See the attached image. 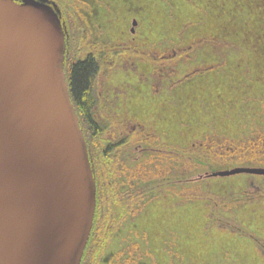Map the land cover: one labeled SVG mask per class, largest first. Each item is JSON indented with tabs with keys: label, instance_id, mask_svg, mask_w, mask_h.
I'll list each match as a JSON object with an SVG mask.
<instances>
[{
	"label": "rangeland",
	"instance_id": "rangeland-1",
	"mask_svg": "<svg viewBox=\"0 0 264 264\" xmlns=\"http://www.w3.org/2000/svg\"><path fill=\"white\" fill-rule=\"evenodd\" d=\"M74 1V19L57 7L65 30L73 20L81 36L74 46L86 39L90 48L121 50L114 68L98 74V115L146 143L106 161L102 245L92 264H112L132 245L136 264H264V177L198 181L244 165L215 151L199 168L187 156L168 158L202 142L229 151L264 134V0ZM138 166L149 171L139 186L152 196L142 208L124 172ZM177 175L187 177L176 183L187 194L198 184L199 198L156 195L162 177Z\"/></svg>",
	"mask_w": 264,
	"mask_h": 264
},
{
	"label": "water",
	"instance_id": "water-1",
	"mask_svg": "<svg viewBox=\"0 0 264 264\" xmlns=\"http://www.w3.org/2000/svg\"><path fill=\"white\" fill-rule=\"evenodd\" d=\"M20 1L0 0V264H79L95 188L63 72L60 14L47 0ZM241 174L264 177V168L203 178Z\"/></svg>",
	"mask_w": 264,
	"mask_h": 264
},
{
	"label": "trees",
	"instance_id": "trees-1",
	"mask_svg": "<svg viewBox=\"0 0 264 264\" xmlns=\"http://www.w3.org/2000/svg\"><path fill=\"white\" fill-rule=\"evenodd\" d=\"M56 4V6H62L61 12L67 15L69 14L73 19V11H78L77 1L74 0H50ZM75 2V6L72 4ZM78 4V3H77ZM72 6V8H71ZM71 8V10H70ZM61 15V14H60ZM64 19L61 17V21ZM66 30L63 26L64 31V61L63 71L65 74L67 90L69 94L70 102L74 108L75 114L77 115L80 129L83 133L89 164L91 166L94 187H95V210L92 222V228L82 253V257L79 264H92L93 258L97 251H100L98 245L100 243L99 237H101V224L99 218V211L105 198V188H107V182L110 177L105 179L106 161L109 159L110 154L117 153L120 149L125 148L128 145L135 143H145V139H138L135 134L124 135V132L118 130L115 124L110 120H106L97 113L98 108V93H97V79L98 74L106 68L105 71H111L117 60L121 57V50L105 51L104 47L98 45L97 47H91L86 45L85 40L79 42L78 48L74 46V41L80 38V34L77 33L75 24L65 20ZM72 29L68 30V25ZM75 32V33H74ZM72 41V42H71ZM84 42V44H83ZM104 48V49H103ZM154 140H151L153 143ZM229 146L232 141H224ZM154 148V145L150 146ZM229 151L226 150L224 145L219 147H210L207 142H202L201 145H192L187 148L184 154L178 156L173 154L168 157L174 162H181L184 156H187L186 160L190 164V167H201L203 166V159L210 158L215 153L216 156L222 160H226L227 156L232 154L236 156V162L238 165H244L243 167H256L264 165V134H259L254 140L244 142L238 146L232 147ZM158 149H162V145H159ZM228 149V148H227ZM227 152V153H225ZM229 152V153H228ZM183 162V165H184ZM174 166V163H173ZM127 173L126 180L129 182L128 188L132 192L130 200L133 203L141 204L142 208L146 203L151 200V195H147L146 191L139 184L147 183L149 174L145 168L138 166L132 170H124ZM162 173V172H161ZM191 175V174H190ZM183 178H187L181 175H177L175 178L166 177L161 178V187H159L157 196H171L173 199H178L181 204H185L188 201L199 198V195L194 192L197 183L189 184L190 191L187 194L184 192L187 188L184 186L180 187L176 184ZM200 181V180H198ZM136 186L138 188L135 190ZM193 190V192H192ZM192 192V193H191ZM104 223V221H103ZM104 236V235H103ZM105 239V238H104ZM136 249L135 245L131 248H126V255L123 252L122 257L115 258L112 264H136V260L133 257V251Z\"/></svg>",
	"mask_w": 264,
	"mask_h": 264
},
{
	"label": "flooded vegetation",
	"instance_id": "flooded-vegetation-1",
	"mask_svg": "<svg viewBox=\"0 0 264 264\" xmlns=\"http://www.w3.org/2000/svg\"><path fill=\"white\" fill-rule=\"evenodd\" d=\"M48 2H51L50 0H47ZM15 3L17 4H21V1L20 0H15Z\"/></svg>",
	"mask_w": 264,
	"mask_h": 264
}]
</instances>
